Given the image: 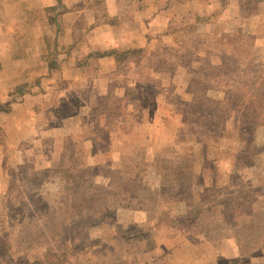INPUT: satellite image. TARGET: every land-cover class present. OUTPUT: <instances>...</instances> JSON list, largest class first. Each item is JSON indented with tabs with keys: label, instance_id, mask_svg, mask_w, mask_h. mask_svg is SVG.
I'll return each mask as SVG.
<instances>
[{
	"label": "rangeland",
	"instance_id": "1",
	"mask_svg": "<svg viewBox=\"0 0 264 264\" xmlns=\"http://www.w3.org/2000/svg\"><path fill=\"white\" fill-rule=\"evenodd\" d=\"M52 2L33 11L48 27L43 54H27V71L11 68V99L0 94V264H264V125L251 136L216 105L226 79L239 94L264 91V0ZM73 22L82 27L76 57L90 41L97 53L131 52L104 66L77 57L96 87L41 86L60 67L40 63L65 60L58 44L71 45L63 27ZM238 29L248 38L237 40ZM233 39L250 51L217 48ZM30 99L45 126L33 153L48 162H21L26 147L5 145V117ZM173 176L191 200L155 197ZM224 187L241 203L235 227L221 218ZM213 190L196 224L176 222Z\"/></svg>",
	"mask_w": 264,
	"mask_h": 264
},
{
	"label": "crops",
	"instance_id": "2",
	"mask_svg": "<svg viewBox=\"0 0 264 264\" xmlns=\"http://www.w3.org/2000/svg\"><path fill=\"white\" fill-rule=\"evenodd\" d=\"M39 6L41 8L45 7L49 9L57 8V5H54L52 0H0V94L2 91L6 90L4 92L6 93L8 100L11 99L12 86H15L18 82L17 75L11 73L10 69L21 66L24 71H27V68L31 66V62L26 59L27 54L35 49H38L41 55L43 54L42 52L45 43L44 40L42 41V36L48 27L47 24L44 27H38L37 22L34 20L33 11L39 9ZM68 16L77 17L76 11L61 14L58 17L67 18ZM108 29L109 30L106 31V33H113L114 28L112 26ZM63 32L65 34H72L73 42L71 45L65 44L63 41H60L59 44L57 42L59 50L63 48L68 49L67 53H64L66 55L64 58L65 60H60L58 63L56 62V68L60 67L59 74H54L53 78L51 80L49 79V81L43 80L42 78L40 80L41 86L47 87L50 82H55L56 85H58L60 82L64 83L71 81L73 84L76 83V86H79L78 88L80 90L90 89L91 85L96 87V77L85 75V70L82 69V67H87V63L81 64L77 58L79 56L85 58L90 53H93L95 50L93 47H95V45L90 41L88 44L92 46V50L86 53L82 52V55L80 54L76 57L72 54V51L78 46L76 43H79L82 27L79 26V23L75 24V22H73L71 26L67 25L63 27ZM100 48L106 50V46H101ZM44 56L45 57L40 64L46 66V71L48 72V61L46 60V55ZM111 58L112 57H87L89 65L92 64V61H98L101 66H104L105 63L111 65L113 63V59ZM100 65L97 67L100 68L101 72H104V69ZM27 81L28 80H23L22 82ZM3 85L4 87L2 89ZM40 97H42L41 94L39 97L37 96V98ZM29 101L33 104L34 100L30 99ZM35 109V104L30 107L24 102L16 107L11 115L5 117L12 131V134L8 137L9 139L5 145L8 146V149L12 152L16 150L15 146L19 144L21 147H26L24 149L20 148L22 153L21 162H32L33 160H35V162L49 161L47 155L42 154L41 156H38L36 153H33L34 148L32 145L41 144V139L38 138V132L40 133L42 130H45L42 121L43 113L40 111L36 112ZM44 147L45 145H43L42 149H44ZM2 158L4 157L0 155V199L3 197L1 187H4L2 181Z\"/></svg>",
	"mask_w": 264,
	"mask_h": 264
},
{
	"label": "trees",
	"instance_id": "3",
	"mask_svg": "<svg viewBox=\"0 0 264 264\" xmlns=\"http://www.w3.org/2000/svg\"><path fill=\"white\" fill-rule=\"evenodd\" d=\"M237 40L247 39L248 35H245L242 29H238L237 31ZM236 39H233L230 43H217L219 47H217L222 53L229 54L231 57H237L239 53L235 51L238 49V46L241 45V42H237ZM215 45V44H214ZM237 46V47H234ZM242 46V45H241ZM243 50H249L248 47L242 46ZM130 50L125 52H120L116 50L105 51L102 53L93 52L90 53L87 57L90 58H102V57H114L116 60L119 57H124L126 54L130 53ZM48 68L50 70L56 68V64L51 61H48ZM187 68V67H186ZM127 75V73H123ZM131 78V77H130ZM234 81L232 79H226V81H221V85H223L226 90L223 91L222 101L220 103H216L218 106V111L222 113L231 112L234 114V126L241 130L244 133L252 134L256 131L261 125H264V91H256L250 95L246 93H236L232 90V84ZM219 85V86H221ZM247 86L246 84H244ZM259 89L263 90L264 86H260ZM127 95H131V93H127ZM123 99L126 98L122 97ZM182 180L179 177L173 176L171 179L163 180L160 187L155 190V197L157 199H161L164 202H182L191 200L192 193L187 190L182 189L179 182ZM225 192L221 193L223 196V202L221 203L222 212L221 218L224 224L235 227L236 226V218L237 211L241 207V203L239 201H234L232 199L233 194L230 191L229 187L222 188ZM221 189V190H222ZM228 189V190H227ZM227 190V191H226ZM213 190L211 192H206L202 195L201 199L198 203L190 205V211L187 215H184L177 219L176 222L180 220L187 221L189 226L196 224L199 218V212H196L197 207H201L204 204H207L208 197L215 192ZM138 207H142L139 205ZM181 224V221H180ZM264 242L261 241V243Z\"/></svg>",
	"mask_w": 264,
	"mask_h": 264
}]
</instances>
